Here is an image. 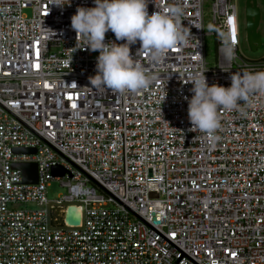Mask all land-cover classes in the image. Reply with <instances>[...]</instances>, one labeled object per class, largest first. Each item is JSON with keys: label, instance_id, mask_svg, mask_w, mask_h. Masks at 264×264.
I'll return each mask as SVG.
<instances>
[{"label": "built area", "instance_id": "2783aa9c", "mask_svg": "<svg viewBox=\"0 0 264 264\" xmlns=\"http://www.w3.org/2000/svg\"><path fill=\"white\" fill-rule=\"evenodd\" d=\"M148 2L149 14L184 9L186 41L158 64L132 45L156 77L133 94L91 88L99 52L77 48L71 17L94 0H0V264H264V100L219 110L209 146L189 130L185 99L189 77L229 87L232 73L264 71V59L239 53L233 0H213L208 34L203 0ZM230 18L235 59L226 62L216 29ZM109 41L123 43L111 31ZM27 162L36 183L14 167ZM51 181L65 189L56 198ZM69 208H79L78 224Z\"/></svg>", "mask_w": 264, "mask_h": 264}, {"label": "clouds", "instance_id": "9594fccd", "mask_svg": "<svg viewBox=\"0 0 264 264\" xmlns=\"http://www.w3.org/2000/svg\"><path fill=\"white\" fill-rule=\"evenodd\" d=\"M68 3V0H67ZM148 0H94V7H78L71 17L76 33L77 48L99 52L96 74L89 77L91 88L114 93L138 94L148 89L156 77L150 74L131 54V46L139 42L137 56L146 53L150 62L163 61L168 51L186 41L180 18L184 9L171 7L166 12L149 14ZM53 4L63 6V0ZM232 23L225 21L223 29H216L221 52L226 62L235 59L236 41ZM209 28H212L209 25ZM111 31L116 41L105 42ZM231 84L211 86L203 74L188 78L193 95L188 100V119L192 132L203 133L214 146L221 128L219 110L240 111L251 107L255 98L264 100V71L232 73Z\"/></svg>", "mask_w": 264, "mask_h": 264}, {"label": "rangeland", "instance_id": "374dc122", "mask_svg": "<svg viewBox=\"0 0 264 264\" xmlns=\"http://www.w3.org/2000/svg\"><path fill=\"white\" fill-rule=\"evenodd\" d=\"M237 4L238 8V18L240 23V44L238 47L239 53L243 55L245 58L250 60H262L264 59V0H257V5L260 8L261 18L258 26V32L261 35V45L255 50L251 51L248 47L246 37H245V17H244V3L245 0H233ZM213 0H203V27L204 31L208 34L214 30V26L212 24V13L211 6ZM23 13L27 16H30V9H24ZM209 25L212 28H209ZM205 55L206 61L211 65L215 62L216 50H215V39L214 36H206L205 37ZM64 188L59 185L56 181H51L50 186L47 187V197L48 198H56L58 194L64 192Z\"/></svg>", "mask_w": 264, "mask_h": 264}, {"label": "water", "instance_id": "95a60500", "mask_svg": "<svg viewBox=\"0 0 264 264\" xmlns=\"http://www.w3.org/2000/svg\"><path fill=\"white\" fill-rule=\"evenodd\" d=\"M244 17H245V37L248 47L251 51H255L261 45V35L258 32V26L260 23L261 13L260 8L257 5V0H245L244 3ZM19 152L31 150L17 149ZM14 167L21 169L22 181L24 183H36L37 182V164L34 162L16 163ZM55 174H63V170L54 168ZM73 216L69 219V223L78 224L80 221V210L76 208Z\"/></svg>", "mask_w": 264, "mask_h": 264}, {"label": "snow or ice", "instance_id": "6c2138e0", "mask_svg": "<svg viewBox=\"0 0 264 264\" xmlns=\"http://www.w3.org/2000/svg\"><path fill=\"white\" fill-rule=\"evenodd\" d=\"M229 23H232L231 18L229 19ZM233 38H234V40H235V29H233ZM173 51H175V49H173ZM36 67L39 68V65H36ZM46 86H47V85H46ZM69 99H71V97H69ZM72 106H73V107H76L75 104H73ZM231 255H232L233 257H235V256H236V253H232Z\"/></svg>", "mask_w": 264, "mask_h": 264}, {"label": "bare ground", "instance_id": "6f19581e", "mask_svg": "<svg viewBox=\"0 0 264 264\" xmlns=\"http://www.w3.org/2000/svg\"><path fill=\"white\" fill-rule=\"evenodd\" d=\"M75 211H77V209L76 208H69L68 209V212H67V221H69V219H70V213H73V212H75Z\"/></svg>", "mask_w": 264, "mask_h": 264}]
</instances>
